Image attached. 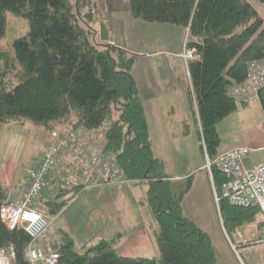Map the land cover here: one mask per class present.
<instances>
[{
  "label": "trees",
  "instance_id": "trees-1",
  "mask_svg": "<svg viewBox=\"0 0 264 264\" xmlns=\"http://www.w3.org/2000/svg\"><path fill=\"white\" fill-rule=\"evenodd\" d=\"M129 1L134 18L189 27L188 43L200 55L190 62L189 71L202 126L201 150L204 158L205 151L215 158L221 143L218 124L249 102L230 96L228 90L246 79L250 62L264 60V20L258 8L249 0ZM258 1L264 4V0ZM86 3L0 0V38L6 32L7 11L30 22V29L15 37L14 50L0 48V129L6 124L30 122L50 134L63 127L94 129L110 120L105 150L116 154L121 179L149 185V205L159 223L154 231L158 255L120 253L121 233L94 235V240L79 243L62 227L58 240L61 262L222 264L210 234L184 214L181 195L173 189L171 175L163 171L164 163L153 151L144 103L133 75L136 54L91 35L92 22L100 18L83 13ZM12 75L18 82L9 87ZM257 97L264 108V85ZM212 172L220 194L226 175L214 164ZM55 174L38 198V208L54 217L53 221L85 190L82 184L72 185L68 177ZM53 188L54 195L48 196L45 191ZM8 195L9 188L0 183V208ZM218 208L224 228L237 243L233 235L237 227L257 219L256 206L234 205L222 197ZM30 241L23 228H8L0 214V247L14 244L17 264H28L24 247Z\"/></svg>",
  "mask_w": 264,
  "mask_h": 264
},
{
  "label": "crops",
  "instance_id": "crops-1",
  "mask_svg": "<svg viewBox=\"0 0 264 264\" xmlns=\"http://www.w3.org/2000/svg\"><path fill=\"white\" fill-rule=\"evenodd\" d=\"M83 13L86 16L91 14L94 17L100 18L97 34L101 40H103L101 38L100 26L102 20L107 25L109 31L107 41L136 54L133 75L137 81L144 103L149 130L152 132V134L150 133L152 147L154 148L153 127L156 126V120L160 117L157 112L160 106L159 100L166 101L168 99L166 95L174 96L178 89H181L183 99L184 93L187 90L188 92L192 90L193 93L189 68H187L183 58L179 55L183 40L189 34V27L179 25V29H172V32L178 31L179 36L169 42V36H165V31L155 28V24L159 22H150L132 17L129 0H87ZM110 20H113V22L111 23ZM139 27L144 32L142 40L139 39ZM155 36L156 43L153 40ZM145 45L150 47L147 48ZM141 46L144 47L141 48ZM158 56H162V58L158 59ZM187 75L188 77H186ZM192 96L195 97L194 93ZM174 102L172 101L171 105L167 106L166 110L168 111H162L163 116L161 117L168 118V116L177 114L178 119L173 127L181 126L182 128L184 123L188 127V119L187 121L185 119L187 114L182 112L184 109H188V106L176 105ZM195 103L199 118L197 101ZM153 115L155 119L151 122V116ZM167 118L163 121L159 118L163 127L164 125L170 127V124H172V121ZM199 123L200 132H202L200 118ZM27 126L24 129L17 124H6L0 129V183L8 188L16 189L20 183H24L28 178L31 168L36 164V160L44 147V141L49 135L44 128L36 127L31 123V129H28ZM32 130L35 133H32ZM182 131L185 132L184 129ZM218 131L221 136V143L218 147L217 155L239 146H248L250 148V154L247 158L248 166L254 167L264 161V108L259 97L249 100L245 107L240 108L223 119L218 124ZM197 168L198 170H205L204 162L199 164ZM207 174L211 180L212 177L208 170ZM180 176L183 175H171V178L175 182ZM130 182L123 179L114 183L92 186L86 189V191L94 192L92 197L83 199V195L79 198L83 202L82 205H76V200H73L74 202L72 201L71 205L60 212V216H63L69 229L74 234H77L76 237L79 243L88 240V236L90 234L92 236L94 232V235L104 237H112L117 233H121L123 236L119 239L118 250L122 247L124 248L123 251H119L123 252V254H135V241H142V238L144 239L139 229L147 233V225L142 223L145 218L141 215V210L137 209L134 204H131L133 203L131 196L132 189L128 186ZM212 186L214 191V185ZM96 196L101 198L104 196V205L103 202L100 204L96 200L98 199ZM212 203L219 209L215 192ZM188 216L193 220L190 215ZM99 222H102V224L100 225ZM255 222V226L251 228H240L247 240H257L262 236V233L259 236L256 235L257 230L260 232V228H262L261 220L256 219ZM91 229L93 233L88 234L87 232H91ZM247 233L252 234V237H246ZM130 238L133 240L134 245L132 243V247H127L131 241L129 240ZM137 244L139 245V243ZM240 260V263L244 261L241 257ZM260 261L257 258L255 261L244 262L254 263Z\"/></svg>",
  "mask_w": 264,
  "mask_h": 264
},
{
  "label": "built area",
  "instance_id": "built-area-1",
  "mask_svg": "<svg viewBox=\"0 0 264 264\" xmlns=\"http://www.w3.org/2000/svg\"><path fill=\"white\" fill-rule=\"evenodd\" d=\"M179 55L187 68L191 61L200 57L196 47L190 46L188 40L184 42ZM263 85L264 60L258 59L249 63L246 79L230 86L228 94L239 100L249 101L258 96ZM110 125V120L107 119L94 129H54L44 141V147L28 178L1 203V218L8 228H23L31 237V241L24 247L28 264H63L58 240L48 238V229L54 217L38 208V198L49 187L54 173L60 177H68L72 185L82 184L84 189L121 180L122 173L116 154L105 150V136ZM249 154L248 146L233 148L216 155L214 159L206 151L205 166L212 178L213 164L227 178L220 194L214 185L218 206L222 197L234 205L256 206L258 211L255 217L264 223V161L250 167L247 165ZM225 234L236 252L240 242L245 244L248 241L240 228L233 232L240 241L238 243L226 230ZM255 241H264V224L262 236ZM16 258L17 249L14 244L0 247V264H17ZM241 264H264V261H242Z\"/></svg>",
  "mask_w": 264,
  "mask_h": 264
},
{
  "label": "rangeland",
  "instance_id": "rangeland-1",
  "mask_svg": "<svg viewBox=\"0 0 264 264\" xmlns=\"http://www.w3.org/2000/svg\"><path fill=\"white\" fill-rule=\"evenodd\" d=\"M249 1H251L258 8L261 17L264 20V4L258 0H249ZM6 18H7V28H6L5 34L0 38V48L4 50H14L13 41L15 37H17L18 35L25 34L30 29V22L27 17L16 14L15 12L10 11V10L7 11ZM99 21L100 20H97V21L94 20V22H92L93 27L90 30L91 31L90 33L91 35H93V37L96 40L101 41L99 35L97 34ZM110 21L111 23L113 22V20H110ZM155 26H156L155 28H159V30L165 31L164 32L165 36H169V42L172 39L179 36L178 31L172 32V29H179L178 27L179 25L159 22V23H156ZM141 29L142 28L140 27L138 28L139 39L142 40V36L144 32ZM188 38L189 37L187 34L183 40L182 47H183L184 42H186ZM153 40H155L154 43H156V36L154 37ZM166 43H167V39H166ZM142 47L144 46H141V48ZM145 47L149 48L150 46L145 45ZM157 58L158 59L162 58V56H158ZM186 77H188V75ZM14 80L15 78L13 77V75L12 77L8 79L9 84H10L9 87L14 86L18 82V79L15 82ZM180 90L181 89H178V91L175 92L174 96L166 95L168 98L166 101L159 100L160 106L157 112L160 116L159 118L163 121L167 117L165 118L161 117L163 116L162 111H165L167 106L171 105L172 101H175L174 103L176 105L178 104L181 106L187 105L188 109H184L182 112L187 114V117L185 119L186 121L188 119L189 126L187 127V124L184 123L183 124L184 126L182 128L181 126L173 127L175 126L174 124H176V121L178 119L177 114L175 115L173 114V116L171 115V116H168L167 118L168 120L172 121V124H170L172 127L171 126L168 127L166 125H164L163 127L162 124L160 123L161 121L159 120V118H157L156 126L153 127V136L155 138L153 151L157 157L162 159L164 163L163 171H165V173H168L170 175H176V174L183 175V176H180L177 180L175 179L176 180L175 182L173 181V189L181 195L184 214L190 215L194 221H197L196 223L199 226L204 227V229L210 234L214 242L216 252L219 257L220 262L222 264H241L240 257L243 258L244 261L246 262L255 261L257 260V258L262 261V259H264V256H263L264 255V241L257 242L255 241V239L248 240L244 245H240L238 248V252H236L225 234L224 226L220 219V211L219 209L216 208L214 203H212L213 198H214V191H213V186H212L213 181L211 182V180L213 179L211 178L210 180L208 178V174H207L208 168L207 167H205L206 168L205 170H202V169L198 170L197 168L198 165L203 162L204 164H206L207 158H206V155L204 158L202 150H201L202 138L200 137V123H199V118L197 115L196 103H195L196 98L190 95V92L192 90L189 92L187 90L184 93V99H183V94ZM182 100L183 102H181ZM154 119H155L154 115L151 116V122ZM17 125H19L20 127H23L24 129H25V126L28 125L27 126L28 129H31L29 122H26L23 125L21 124H17ZM154 128L156 129L154 130ZM182 129H184L185 132H183ZM31 132L35 133L33 130ZM150 133L152 134V132ZM189 177L191 178L189 179ZM128 186H130L132 189L131 196H132L133 203L131 204H134L135 207H137V209L141 210L142 212L141 215L145 218V220L142 223L147 225L146 226L147 233L139 229L141 236L144 237V239L142 238V241H135L136 242L134 246L136 250L134 251L135 254H125V255H133V256L158 255V246L155 240L154 231L158 229L159 223L158 221H156L155 216L153 215V212L149 205L148 195H147L149 185L147 183H136L134 181H131ZM12 191L16 192L15 188H9V193ZM55 191H56V188H53L51 189L50 192L45 191V193H47L48 196L50 195L52 197ZM93 194L94 192H91L89 190L86 191L85 189L82 193L76 196L73 200L74 201L76 200L75 201L76 205L78 204L82 205L83 202L79 198L84 195L83 199H87V198L92 197ZM73 200H71L65 208L71 205L74 202ZM96 200H98L100 204L103 202V205H104V200H105L104 196L103 198L98 197V199ZM104 210H105V207H104ZM83 217L86 218L85 216ZM99 224L101 225L102 222H99ZM255 224L256 222L252 221L250 223H246L237 228H245V229L247 228L248 229V228H251L252 226H255ZM62 227L67 229L77 239L76 237L77 234H74L71 231V229H69L68 224L65 222V219L63 218V216H60V214L57 215L55 220L50 225L49 230H48V238L59 240L61 238L60 229ZM262 231H263V226L262 228H260V232H258L257 230V233L259 234L256 233V235L259 236L262 233ZM87 233L88 234L93 233L92 229H91V232L88 231ZM94 234L95 232L93 233L92 237L90 234L88 238H93ZM246 237L251 238L252 234L247 233ZM129 240H131V238ZM132 241L133 240H131L128 243L127 247L128 246L132 247V243L134 245V242ZM122 242L124 243V241ZM137 243H139V245ZM123 249L124 248L121 247L119 250L123 251ZM120 253H123V252H120Z\"/></svg>",
  "mask_w": 264,
  "mask_h": 264
},
{
  "label": "water",
  "instance_id": "water-1",
  "mask_svg": "<svg viewBox=\"0 0 264 264\" xmlns=\"http://www.w3.org/2000/svg\"><path fill=\"white\" fill-rule=\"evenodd\" d=\"M100 26H101V38L103 40H107L109 37V31L107 25L104 22H101Z\"/></svg>",
  "mask_w": 264,
  "mask_h": 264
}]
</instances>
